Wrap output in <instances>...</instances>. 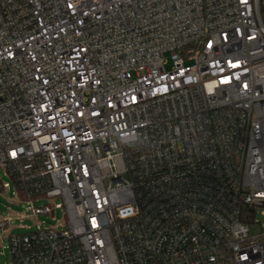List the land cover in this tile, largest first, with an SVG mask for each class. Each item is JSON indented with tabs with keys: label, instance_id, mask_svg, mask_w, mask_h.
Returning <instances> with one entry per match:
<instances>
[{
	"label": "built area",
	"instance_id": "obj_1",
	"mask_svg": "<svg viewBox=\"0 0 264 264\" xmlns=\"http://www.w3.org/2000/svg\"><path fill=\"white\" fill-rule=\"evenodd\" d=\"M0 170L13 264H264V0H0Z\"/></svg>",
	"mask_w": 264,
	"mask_h": 264
},
{
	"label": "rangeland",
	"instance_id": "obj_2",
	"mask_svg": "<svg viewBox=\"0 0 264 264\" xmlns=\"http://www.w3.org/2000/svg\"><path fill=\"white\" fill-rule=\"evenodd\" d=\"M4 183H10V187L3 188ZM54 201L60 202L61 198H57ZM50 202L45 198L42 200H34L36 205ZM53 216L57 221L47 215L32 216L28 209L27 201L23 200L21 195H18L16 185L12 178L5 174L4 170H0V221L8 220L7 231L0 233V264H13L10 250L7 247L9 245L7 238L9 234L14 235L32 232L37 229L38 225L42 227L55 225L57 222H63L65 218L62 210H56ZM256 218L264 223V217L257 215ZM258 229H260V224L251 225L252 233Z\"/></svg>",
	"mask_w": 264,
	"mask_h": 264
}]
</instances>
